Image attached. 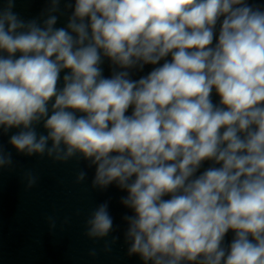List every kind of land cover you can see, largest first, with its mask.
Segmentation results:
<instances>
[{"label":"clouds","instance_id":"9594fccd","mask_svg":"<svg viewBox=\"0 0 264 264\" xmlns=\"http://www.w3.org/2000/svg\"><path fill=\"white\" fill-rule=\"evenodd\" d=\"M16 3L0 0V174L12 133L17 154L83 160L92 189L125 193L141 264H264V0H45L31 19ZM85 227L114 231L110 200Z\"/></svg>","mask_w":264,"mask_h":264}]
</instances>
